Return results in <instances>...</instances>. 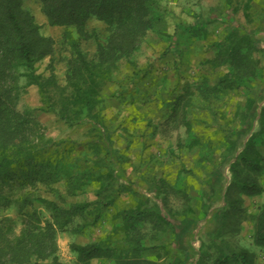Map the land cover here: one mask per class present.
<instances>
[{"label":"rangeland","instance_id":"rangeland-1","mask_svg":"<svg viewBox=\"0 0 264 264\" xmlns=\"http://www.w3.org/2000/svg\"><path fill=\"white\" fill-rule=\"evenodd\" d=\"M23 6L40 24L41 33L55 40V68H48L51 56H47L40 62L39 71L55 72L59 83H64V58L70 56L63 44L65 27L50 25L38 0H23ZM155 7L161 16L155 29L143 38L137 52L119 61L115 81H106L100 87L101 117L107 127L102 130L105 140H110L103 144L101 158L116 170L113 174L118 181L116 202L101 208L94 204L84 216L76 219L70 230L58 231L59 259L62 264H76L72 243L106 241L121 249L122 240L125 243L140 239L141 252L130 256L158 264H182L179 258L186 257L184 264H216L225 249L243 248L254 254L255 264H264V248L254 239L255 215L264 206V192L248 195L236 184L230 187L232 165L239 162L238 155L252 132L259 128L258 119L264 106V0H160ZM193 26L206 28L207 38L193 36L190 33ZM232 26L248 31L260 47L253 53L259 63V77L246 81L250 89L221 86L218 92L209 93L211 98L207 101L198 85L206 81L213 86L230 70L228 63L213 67L211 60L217 55L215 43L223 39ZM87 28L90 32L95 30L97 36L82 39L81 45L88 58L96 61V39L105 41L107 25L91 17ZM73 31L78 35L75 29ZM25 82L21 79L20 84L25 85ZM250 98H257L255 119L247 114ZM43 106L36 85L22 90L18 108L36 109L49 137L70 139L77 144L72 159L81 151L92 153L80 146L92 139L89 124L70 127L56 114L42 110ZM250 120H253L252 129L246 131ZM229 140L239 143L230 147ZM257 152L264 155L262 144ZM91 164L90 161L88 166ZM238 165L242 175L248 172L241 162ZM249 174L264 188V170ZM102 177L106 182L111 175L105 170ZM94 184L77 195L70 194L63 181L54 184L55 188L40 185L35 193L64 206L94 202L98 199ZM121 184L127 187L118 192ZM150 184L161 193L160 199L150 191ZM2 191L12 202L1 203L0 225L9 229L11 236L25 227L26 212L37 210L43 221L51 218L39 200L34 202L37 208H24V212L18 208L16 199L25 191L18 182H9ZM163 202H168L175 217V220L170 217V224L158 225L153 222V216H147L138 221L130 233L121 229L123 220L118 214L122 209H144ZM232 202L243 209L234 211ZM187 206L192 208H185ZM190 210L195 214V223L185 232L180 217ZM222 218L226 224L223 246L221 242L219 245L212 242L209 236L223 226ZM32 264L52 263L50 259L34 257ZM92 264L115 263L102 258L94 259Z\"/></svg>","mask_w":264,"mask_h":264},{"label":"trees","instance_id":"trees-1","mask_svg":"<svg viewBox=\"0 0 264 264\" xmlns=\"http://www.w3.org/2000/svg\"><path fill=\"white\" fill-rule=\"evenodd\" d=\"M38 1L50 25L65 27L63 44L70 51V56L64 58V83H59L55 72H40L39 64L47 56H51L48 68L53 70L56 66L55 40L41 33L40 24L23 6V0H0V205L12 202V198L2 189L9 182L16 181L25 189L16 199L18 208L21 211L28 207L37 208L34 202L39 200L48 209L51 218L43 221L37 210L26 212L25 227L14 236L9 234V229L0 225V264H9L11 261L32 264L34 257L50 259L52 264H62L57 254L58 231L70 230L76 219L84 216L92 205L96 204V208H101L112 206L116 202L115 186L118 181L113 177L116 170L109 166L107 160L101 158L102 149L105 147L103 144H108L110 140H105V132L102 130H107V127L101 117L103 98L100 96V87L106 81H115L114 72L119 61L128 59L137 52L143 38L155 29L156 23L161 19L155 7L160 0ZM91 17L105 22L108 32L104 42L96 39V61L88 58L81 45L82 39L97 36L95 30L90 32L87 28ZM73 29L78 35H75ZM190 33L195 37L208 36L207 29L203 26H193ZM174 43L178 47L176 39ZM215 44L217 55L211 60V64L218 67L228 63L230 70L216 86L209 85L206 81L198 85L207 101L211 98L209 93L218 92L221 86L250 89L246 81L259 77L258 59L253 53L260 50V47L248 31L232 26L226 36ZM21 79L26 81L25 85L20 84ZM31 85L39 88L44 103L42 110L56 114L70 127L86 124L91 126V141L80 146L92 153L81 151L76 159H72L76 154L77 144L70 139L57 140L49 137L37 117L36 109L18 108L22 90ZM250 99L246 105L247 111H250L247 114H250V119H255L257 98ZM176 109L177 106L174 110ZM258 122L259 128L252 132L250 140L238 155V161L248 172L241 174L239 162L234 163L231 168L233 182L230 187L236 184L248 195L264 192L256 177L249 174L264 170V155L257 152L259 144L264 146V106ZM248 124L250 127L246 131H251L253 120ZM229 142L230 147L239 143L235 140ZM90 161L93 164L88 166ZM105 170L111 175L106 182L102 177ZM59 181L64 182L67 191L72 195H77L81 190L86 191L89 185L98 183L94 184L97 186L95 193L98 199L94 202H77L64 206L35 193L40 185L55 188L54 184ZM150 185V191L155 198L160 199L161 193ZM126 187L127 185L121 184L118 192ZM231 208L234 211L243 209L233 202ZM118 215L123 220L121 229L126 233H130L137 222L147 216H153V222L158 225L170 224V217L175 218L168 202L161 205L155 203L153 206H145L144 209H122ZM255 218L254 239L256 244L264 248V206ZM194 219L195 214L191 210L181 216L182 230L186 232L195 223ZM222 222L223 226L209 236L212 242L218 245L221 242L223 246L226 242V224L223 218ZM180 234L182 235L181 232ZM123 242L124 240L121 242L124 247L121 249L106 241L72 243L71 249L77 255L76 264H92L94 259L102 258L115 264H158L130 256L131 253L141 252L143 245L140 239ZM179 259L184 264L188 258ZM216 264H255V256L244 248L230 251L225 249L217 257Z\"/></svg>","mask_w":264,"mask_h":264}]
</instances>
